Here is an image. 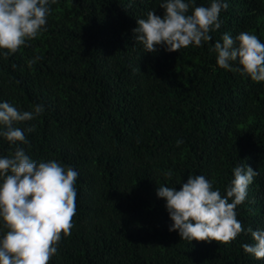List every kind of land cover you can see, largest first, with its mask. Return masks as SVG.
I'll return each instance as SVG.
<instances>
[{"label":"trees","instance_id":"1","mask_svg":"<svg viewBox=\"0 0 264 264\" xmlns=\"http://www.w3.org/2000/svg\"><path fill=\"white\" fill-rule=\"evenodd\" d=\"M51 8L45 31L0 55V101L45 106L17 125H35L21 146L79 173L72 227L48 264H264L244 252L253 242L244 232L227 243L181 240L155 194L160 184L179 190L190 173L223 193L232 168L248 164L258 175L237 218L264 228V82L220 68L209 50L224 32L264 42V0H228L212 40L171 53L144 52L132 31L149 10L163 14L159 0ZM15 147L0 138V154Z\"/></svg>","mask_w":264,"mask_h":264},{"label":"clouds","instance_id":"2","mask_svg":"<svg viewBox=\"0 0 264 264\" xmlns=\"http://www.w3.org/2000/svg\"><path fill=\"white\" fill-rule=\"evenodd\" d=\"M56 2L0 0V55L15 53L45 31ZM159 8L162 15L149 10L146 18L136 19L132 30L144 52L162 47L171 53L203 46L221 28L220 14L228 8V0H209L207 5H197L196 0H159ZM209 50L215 53L220 68L232 70L235 66L241 75L264 82V42L256 34L224 32ZM44 111L43 104L20 110L0 101V138L16 146L9 154H0V264H48L57 254L62 234L67 236L72 227L78 171L55 159L37 161L21 146L29 145L26 133L33 132L35 125H17L33 121ZM181 143L177 140V145ZM257 175L258 170L237 163L223 193L202 174L190 173L186 182L179 183V190L160 184L155 194L165 202L171 221L168 230L191 243H227L244 232L253 241L242 245L244 252L264 260V228H242L236 211Z\"/></svg>","mask_w":264,"mask_h":264}]
</instances>
